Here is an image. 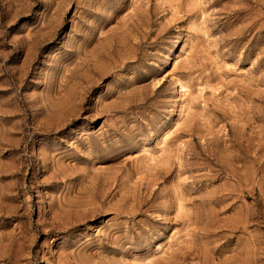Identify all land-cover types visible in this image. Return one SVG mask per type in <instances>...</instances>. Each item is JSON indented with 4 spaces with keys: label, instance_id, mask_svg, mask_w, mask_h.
<instances>
[{
    "label": "rangeland",
    "instance_id": "rangeland-1",
    "mask_svg": "<svg viewBox=\"0 0 264 264\" xmlns=\"http://www.w3.org/2000/svg\"><path fill=\"white\" fill-rule=\"evenodd\" d=\"M0 264H264V0H0Z\"/></svg>",
    "mask_w": 264,
    "mask_h": 264
},
{
    "label": "bare ground",
    "instance_id": "bare-ground-1",
    "mask_svg": "<svg viewBox=\"0 0 264 264\" xmlns=\"http://www.w3.org/2000/svg\"><path fill=\"white\" fill-rule=\"evenodd\" d=\"M73 191V190H72ZM76 192V191H75ZM87 193V192H86ZM79 194V193H78ZM87 194H89V198H91V200L86 201V202H82L79 205H76L75 207H71L69 210H63L66 213H83L84 217H87L91 212L94 214L96 213L95 210L99 207H94L93 204H95V201H92V198H98V194L99 191L98 189H92L90 190ZM83 195V194H82ZM105 200H101L102 203H104ZM69 205V204H68ZM99 211H102V209L99 208ZM75 213V214H76ZM58 222V221H57Z\"/></svg>",
    "mask_w": 264,
    "mask_h": 264
}]
</instances>
